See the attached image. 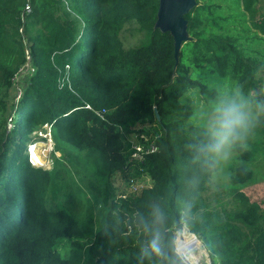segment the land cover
Returning <instances> with one entry per match:
<instances>
[{
  "label": "trees",
  "instance_id": "obj_1",
  "mask_svg": "<svg viewBox=\"0 0 264 264\" xmlns=\"http://www.w3.org/2000/svg\"><path fill=\"white\" fill-rule=\"evenodd\" d=\"M159 4L0 0V114L28 67L12 134L0 130V264H187L175 248L183 223L211 264H264V208L232 187L210 191L211 135L181 100L215 98L194 67L243 92L262 84L264 0H195L177 52ZM45 124L53 151L88 177L83 212L55 168L28 161L27 136ZM251 174L238 166L231 182Z\"/></svg>",
  "mask_w": 264,
  "mask_h": 264
},
{
  "label": "rangeland",
  "instance_id": "obj_2",
  "mask_svg": "<svg viewBox=\"0 0 264 264\" xmlns=\"http://www.w3.org/2000/svg\"><path fill=\"white\" fill-rule=\"evenodd\" d=\"M170 20V13L166 9H162L158 17V26L169 30L179 29L181 35L175 34L177 47H180L183 39L187 38L184 25L177 23L172 26ZM26 73L28 71L24 69L14 77L13 87L10 88L8 100H6L7 109L0 114V130L8 132L10 135L12 134L15 120L19 118L21 107L18 102L25 87ZM190 74L203 80L208 85V88L213 89L215 93V98L210 99L195 90H189L183 95L182 102L189 104L193 111L190 117L192 124L202 125L210 132L211 125L218 115L217 109L231 102L243 103V110L246 115V126L240 131L239 138L226 145L220 155L212 152L210 154L212 159L210 191H214L217 186L232 187L231 189L242 192L250 201L257 202L260 207L264 208V80L253 93L251 91L243 92L238 88L235 80L230 77H220L213 74L208 70V66L191 68ZM27 141L25 152L33 144L37 148L36 155H30L28 158L29 163L35 167H42L48 170L55 168L59 172L61 184L68 195L70 208L77 213L83 212L86 205L83 185L84 181L88 180V177L70 167L60 151H53L50 126L45 124L38 128L36 127L28 134ZM246 152H248L247 156L244 155ZM54 157H57L59 162H56ZM238 166L250 169L252 174L245 183L235 186L231 180ZM145 180L149 181L148 178ZM143 184L140 183L138 185L141 186ZM80 187L83 191H80ZM122 189L126 193L133 192L129 184L123 185ZM185 228L189 230V227L183 223V226L176 231L175 248L177 253L187 264H211L208 256L204 253L201 243V252L195 263L191 259H187V254H181L177 250V244L180 238L181 240L183 239L182 231ZM199 241L201 240L199 239ZM195 251L198 252L197 249Z\"/></svg>",
  "mask_w": 264,
  "mask_h": 264
},
{
  "label": "clouds",
  "instance_id": "obj_3",
  "mask_svg": "<svg viewBox=\"0 0 264 264\" xmlns=\"http://www.w3.org/2000/svg\"><path fill=\"white\" fill-rule=\"evenodd\" d=\"M244 104L231 102L217 109L218 115L211 125V143L209 151L216 155H220L225 146L234 139L239 138L240 131L246 126V115L244 112ZM34 145V144H33ZM29 150L27 153V158ZM163 217L158 216L157 220L162 221ZM153 251L159 253L158 234L157 238L152 241Z\"/></svg>",
  "mask_w": 264,
  "mask_h": 264
},
{
  "label": "water",
  "instance_id": "obj_4",
  "mask_svg": "<svg viewBox=\"0 0 264 264\" xmlns=\"http://www.w3.org/2000/svg\"><path fill=\"white\" fill-rule=\"evenodd\" d=\"M194 3H195V0H160L158 17H159L160 11L162 9H166L171 15L170 23L172 24V26H174L177 23H180V24L184 25V28H185V20L183 18V15L193 6ZM157 24H158V19H157ZM164 29H167V28H164ZM170 31L174 36L175 52H177L180 47H177V43H176L177 38H176L175 33H177L179 35H181V33H180L179 29L178 30L170 29ZM184 40L185 39H183V41ZM190 233H192L193 236L195 238H197V236L193 232H190ZM200 243H201V241H200ZM204 251H205L206 255L208 256V252L205 248H204Z\"/></svg>",
  "mask_w": 264,
  "mask_h": 264
},
{
  "label": "bare ground",
  "instance_id": "obj_5",
  "mask_svg": "<svg viewBox=\"0 0 264 264\" xmlns=\"http://www.w3.org/2000/svg\"><path fill=\"white\" fill-rule=\"evenodd\" d=\"M30 150L33 156L36 155L37 148L34 145L29 148V152ZM182 236L183 239L181 240L180 238V241L177 244V250L181 254H187V259H191L193 263L197 262V259L199 258L201 252L200 241L195 238L193 234L190 233V231L186 228L182 231ZM195 249H197L198 252H196Z\"/></svg>",
  "mask_w": 264,
  "mask_h": 264
},
{
  "label": "built area",
  "instance_id": "obj_6",
  "mask_svg": "<svg viewBox=\"0 0 264 264\" xmlns=\"http://www.w3.org/2000/svg\"><path fill=\"white\" fill-rule=\"evenodd\" d=\"M29 9H30V7H29V5L27 4L26 6H25V10L26 11H29ZM28 59H29V57H28ZM27 66H29V64L27 63ZM26 70H28V67L26 68ZM30 70H32V68L30 69ZM31 147V146H30ZM155 149V147H153V146H150V150L151 151H153ZM137 151L138 152H140V151H142V149H141V147H137ZM30 155H32V152H28V156L30 157ZM33 156V155H32ZM135 156H140L139 154H135ZM183 259V258H182ZM185 261V260H184Z\"/></svg>",
  "mask_w": 264,
  "mask_h": 264
},
{
  "label": "crops",
  "instance_id": "obj_7",
  "mask_svg": "<svg viewBox=\"0 0 264 264\" xmlns=\"http://www.w3.org/2000/svg\"><path fill=\"white\" fill-rule=\"evenodd\" d=\"M202 247H203V249H204V246L202 245ZM204 253H205V251H204ZM206 254V253H205ZM208 259H209V256H208ZM209 261H210V259H209Z\"/></svg>",
  "mask_w": 264,
  "mask_h": 264
}]
</instances>
